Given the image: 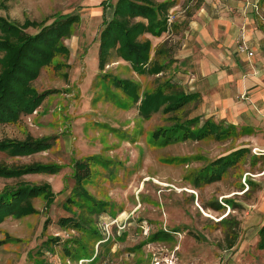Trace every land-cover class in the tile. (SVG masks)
<instances>
[{
  "label": "rangeland",
  "instance_id": "1",
  "mask_svg": "<svg viewBox=\"0 0 264 264\" xmlns=\"http://www.w3.org/2000/svg\"><path fill=\"white\" fill-rule=\"evenodd\" d=\"M103 1L0 0V17L18 26L27 21L37 24L25 30L30 35L60 16L79 17L71 37L63 41L69 57H57L33 83L37 91L51 94L17 124L0 125V142L49 138L53 145L28 157L0 152V167L38 163L61 167L53 175L0 178V193L28 183L48 184L55 194L50 206L43 198L33 200L36 214L9 217L0 224V264H153L155 258L171 254L177 264H264V250L258 248L264 224V177L253 178L264 171V155L250 147L248 137L238 136V129L223 140L162 146L153 134L170 126L173 116L197 117L199 103L174 115L161 110L144 119L140 102L131 101L114 84L115 79L128 80L138 87L140 97L168 81L189 93V84L178 75L173 50L179 43L174 36L203 0H156L175 4L169 13L172 28L165 35L170 37L156 47L152 39V55L161 50L158 61L167 65L157 76L138 75L117 58L100 70V37L104 21L112 20L114 11L112 7L104 10ZM117 1L112 0V5ZM58 63L64 65L61 70L54 68ZM240 148L250 153L219 182L197 184L203 168ZM91 159V176L84 187L106 205L98 218L66 203L75 187L74 164ZM70 217L79 219L83 230L61 225L63 218ZM233 226L238 239L228 249L226 234H232ZM159 231L172 232L173 238L153 241ZM52 238H59L60 244H53ZM65 248L73 252L72 258Z\"/></svg>",
  "mask_w": 264,
  "mask_h": 264
},
{
  "label": "trees",
  "instance_id": "2",
  "mask_svg": "<svg viewBox=\"0 0 264 264\" xmlns=\"http://www.w3.org/2000/svg\"><path fill=\"white\" fill-rule=\"evenodd\" d=\"M192 1L194 0H185ZM101 5L104 10L112 7L114 11L112 20L104 21L105 28L100 37V70L103 71L117 58L128 63L138 75L163 74L167 65L158 61L161 50L152 55L153 43L149 37L161 38L170 32L172 25L168 19L170 11L175 7L174 2L118 0L113 6L112 0H104ZM76 20H79V17L75 15L60 16L52 24L41 27L35 35H30L25 30L37 26L36 23L27 21L23 26H18L0 17V125L17 124L23 116L33 114L41 107L51 94L50 91H37L33 83L39 78L42 69L52 66L57 57H69L70 51L63 41L71 37ZM63 67L64 65L59 63L54 66L56 70ZM114 84L131 101L140 102L139 112L144 119L151 118L161 110L166 115H174L193 102L199 103L200 100L199 94L187 93L177 83L170 81L142 97L138 94V87L128 80L115 79ZM173 117L170 126L153 134L156 143L167 146L189 140H223L238 131L233 125H227L224 121L216 122L214 118L202 120L200 117ZM238 132V136L247 134L244 130ZM50 141L49 138L5 140L0 142V152L8 153L12 157H28L50 150L53 146ZM249 153L248 148H240L213 161L200 171L196 178L197 184L219 182L229 169L237 166ZM90 161L94 160L77 161L74 164L75 187L73 196L69 197L66 203H69V206L73 204L78 209H86L98 218L105 213L106 205L97 202L84 187L91 176ZM60 169L59 165L40 163L13 169L0 167V178H21L41 173L53 175ZM37 198L45 199L50 206L54 202L55 194L48 184L28 183L0 193V224L9 217L20 219L36 214L33 200ZM60 223L63 227L83 230L80 220L74 217L63 218ZM92 233L99 235L97 231ZM258 234V248L264 250V225ZM172 235V232L159 231L153 235L152 240L166 241L173 238ZM237 239L238 234L233 226L232 234H226L227 248L233 249ZM51 242L58 245L60 239L52 238ZM64 250L67 255L73 257L74 254L69 248Z\"/></svg>",
  "mask_w": 264,
  "mask_h": 264
},
{
  "label": "crops",
  "instance_id": "3",
  "mask_svg": "<svg viewBox=\"0 0 264 264\" xmlns=\"http://www.w3.org/2000/svg\"><path fill=\"white\" fill-rule=\"evenodd\" d=\"M169 34L150 39L156 47ZM174 38L178 75L200 96L196 116L246 131L250 147L264 155V0H203ZM242 41L249 53L238 51Z\"/></svg>",
  "mask_w": 264,
  "mask_h": 264
},
{
  "label": "built area",
  "instance_id": "4",
  "mask_svg": "<svg viewBox=\"0 0 264 264\" xmlns=\"http://www.w3.org/2000/svg\"><path fill=\"white\" fill-rule=\"evenodd\" d=\"M249 3V0H246ZM257 11H260L259 8H257ZM169 24L173 22V17L169 16ZM238 51L242 53H249V47L247 44L242 41L241 44L238 45ZM153 264H177V259L174 254L166 256L164 259L155 258Z\"/></svg>",
  "mask_w": 264,
  "mask_h": 264
}]
</instances>
